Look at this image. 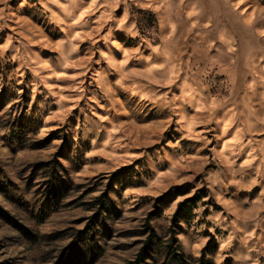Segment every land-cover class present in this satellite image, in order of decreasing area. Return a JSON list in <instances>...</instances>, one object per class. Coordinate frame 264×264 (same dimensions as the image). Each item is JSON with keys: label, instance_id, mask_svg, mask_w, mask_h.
<instances>
[{"label": "rangeland", "instance_id": "rangeland-1", "mask_svg": "<svg viewBox=\"0 0 264 264\" xmlns=\"http://www.w3.org/2000/svg\"><path fill=\"white\" fill-rule=\"evenodd\" d=\"M149 235L140 264H264V0H0V264Z\"/></svg>", "mask_w": 264, "mask_h": 264}, {"label": "trees", "instance_id": "trees-1", "mask_svg": "<svg viewBox=\"0 0 264 264\" xmlns=\"http://www.w3.org/2000/svg\"><path fill=\"white\" fill-rule=\"evenodd\" d=\"M150 241H151V235H149V236L146 238V240H145V244H144L143 247L140 249V251H139V253H138V255H137V258L135 259V264H140V261L143 259V254H144V252H146L147 248L149 247ZM182 256H183V255L181 254V256H179V257L182 258ZM177 262H178V264L181 263L180 260H177Z\"/></svg>", "mask_w": 264, "mask_h": 264}]
</instances>
